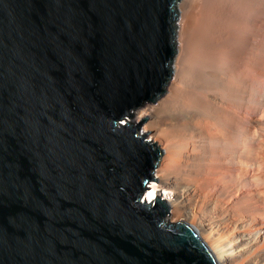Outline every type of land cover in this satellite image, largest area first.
<instances>
[{
  "label": "water",
  "instance_id": "95a60500",
  "mask_svg": "<svg viewBox=\"0 0 264 264\" xmlns=\"http://www.w3.org/2000/svg\"><path fill=\"white\" fill-rule=\"evenodd\" d=\"M178 0H0V264H217L144 200Z\"/></svg>",
  "mask_w": 264,
  "mask_h": 264
},
{
  "label": "bare ground",
  "instance_id": "6f19581e",
  "mask_svg": "<svg viewBox=\"0 0 264 264\" xmlns=\"http://www.w3.org/2000/svg\"><path fill=\"white\" fill-rule=\"evenodd\" d=\"M176 8L165 92L130 117L162 152L144 200H163L217 264H264V0Z\"/></svg>",
  "mask_w": 264,
  "mask_h": 264
},
{
  "label": "rangeland",
  "instance_id": "374dc122",
  "mask_svg": "<svg viewBox=\"0 0 264 264\" xmlns=\"http://www.w3.org/2000/svg\"><path fill=\"white\" fill-rule=\"evenodd\" d=\"M179 1V0H178ZM178 20H179V13H178V19H177V23H178ZM129 120L131 121V118L129 117ZM135 125V124H134ZM142 126H143V123L139 126V128H138V133L140 134V133H142L141 132V128H142ZM145 139H147L146 137H144ZM158 163V162H157ZM157 166V165H156ZM155 169L156 168H154V169H152V177H153V175H155ZM148 186H149V184H148ZM255 219V218H254ZM257 219V218H256ZM259 219V218H258ZM256 220V221H258V222H260L261 220ZM179 222V221H178ZM238 223L240 224V225H243V224H245L244 223V221H241V220H239L238 221Z\"/></svg>",
  "mask_w": 264,
  "mask_h": 264
}]
</instances>
